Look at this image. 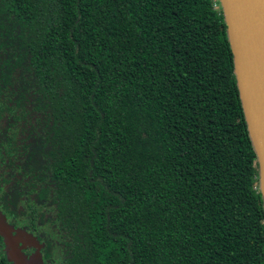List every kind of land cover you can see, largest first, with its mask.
<instances>
[{
	"label": "trees",
	"instance_id": "1",
	"mask_svg": "<svg viewBox=\"0 0 264 264\" xmlns=\"http://www.w3.org/2000/svg\"><path fill=\"white\" fill-rule=\"evenodd\" d=\"M0 215L43 264H264L218 0H0Z\"/></svg>",
	"mask_w": 264,
	"mask_h": 264
},
{
	"label": "water",
	"instance_id": "2",
	"mask_svg": "<svg viewBox=\"0 0 264 264\" xmlns=\"http://www.w3.org/2000/svg\"><path fill=\"white\" fill-rule=\"evenodd\" d=\"M233 55L234 74L248 132L257 156L264 203V0H219ZM0 235L13 264H43L37 239L0 215ZM27 248L34 249L30 255Z\"/></svg>",
	"mask_w": 264,
	"mask_h": 264
},
{
	"label": "flooded vegetation",
	"instance_id": "3",
	"mask_svg": "<svg viewBox=\"0 0 264 264\" xmlns=\"http://www.w3.org/2000/svg\"><path fill=\"white\" fill-rule=\"evenodd\" d=\"M23 252H24V254H26V255H30L32 252H34V249H32V248H30V249H26V250H24Z\"/></svg>",
	"mask_w": 264,
	"mask_h": 264
},
{
	"label": "rangeland",
	"instance_id": "4",
	"mask_svg": "<svg viewBox=\"0 0 264 264\" xmlns=\"http://www.w3.org/2000/svg\"><path fill=\"white\" fill-rule=\"evenodd\" d=\"M218 2H219V0H218ZM27 249H30V248H27Z\"/></svg>",
	"mask_w": 264,
	"mask_h": 264
}]
</instances>
